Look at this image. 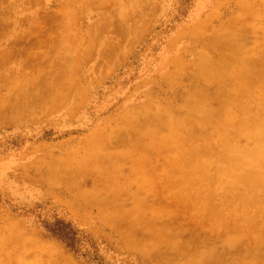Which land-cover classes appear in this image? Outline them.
Here are the masks:
<instances>
[{
	"label": "rangeland",
	"instance_id": "1",
	"mask_svg": "<svg viewBox=\"0 0 264 264\" xmlns=\"http://www.w3.org/2000/svg\"><path fill=\"white\" fill-rule=\"evenodd\" d=\"M55 216L104 264H264V0H0V264H97Z\"/></svg>",
	"mask_w": 264,
	"mask_h": 264
},
{
	"label": "trees",
	"instance_id": "2",
	"mask_svg": "<svg viewBox=\"0 0 264 264\" xmlns=\"http://www.w3.org/2000/svg\"><path fill=\"white\" fill-rule=\"evenodd\" d=\"M45 229L74 254L87 258L89 262L104 264L99 246L72 221L55 216L52 222H45Z\"/></svg>",
	"mask_w": 264,
	"mask_h": 264
},
{
	"label": "crops",
	"instance_id": "3",
	"mask_svg": "<svg viewBox=\"0 0 264 264\" xmlns=\"http://www.w3.org/2000/svg\"><path fill=\"white\" fill-rule=\"evenodd\" d=\"M40 17H38V19H39Z\"/></svg>",
	"mask_w": 264,
	"mask_h": 264
}]
</instances>
